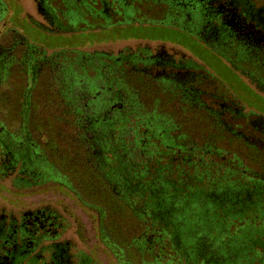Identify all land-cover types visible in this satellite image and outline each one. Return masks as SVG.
<instances>
[{"label":"flooded vegetation","instance_id":"obj_1","mask_svg":"<svg viewBox=\"0 0 264 264\" xmlns=\"http://www.w3.org/2000/svg\"><path fill=\"white\" fill-rule=\"evenodd\" d=\"M136 28L149 37L114 38L108 49L93 39L99 32ZM60 35L69 36V45L54 50L52 39ZM209 55L232 79L211 65ZM55 61L91 69L88 81L67 74L63 88H93L80 111L56 115L59 123L37 111L36 95L30 112L18 102L21 88L52 82L43 79ZM0 63L12 73L0 85L16 90L13 97L0 93V264H159L150 255L135 257L132 231L118 224L82 170L70 171L60 139L87 136L93 153L113 149L102 141L114 131L107 121L118 108L102 97L107 87L141 89L147 109L158 102L160 121L149 122L146 131L158 135L153 142L163 164L166 138L179 137L186 114L204 121V133L238 149L247 180L264 185V107L237 85L264 98V0H0ZM188 131L202 130L192 125ZM173 148L175 164L179 147ZM195 247L179 254L178 264H198Z\"/></svg>","mask_w":264,"mask_h":264},{"label":"trees","instance_id":"obj_2","mask_svg":"<svg viewBox=\"0 0 264 264\" xmlns=\"http://www.w3.org/2000/svg\"><path fill=\"white\" fill-rule=\"evenodd\" d=\"M53 68V72L45 74L48 79H43L52 82L44 85L39 84L37 87L21 88V99L18 102L22 105L23 113L30 112L31 99L36 95L39 99V103L36 102L35 104L37 111L53 115L55 118L53 122L59 123L61 120L57 119L56 115H61L67 111L72 113L75 108L80 111L81 105L91 95L89 92L93 88L90 87L88 93L85 92L87 89L84 87L81 89L70 87L67 90L61 86V82L64 81L67 74L69 75L68 79L73 81H88L90 79L77 72L74 67L70 69L65 67L62 62L55 61ZM5 75L8 76L9 74L0 73V80L4 79ZM35 81L38 82L37 77ZM14 91L8 93L12 96ZM83 91V94H78ZM101 95L107 97L106 100L111 99V101L116 102L118 106L114 113L116 117L107 121L112 123L114 131L112 134L102 137V141L106 145H111L113 149H97L93 153L92 146L88 142L89 137L63 136L60 139L63 140L62 145L65 146L63 149L68 155L69 169L72 171L75 169L74 167L79 168L82 170V175L89 181L88 183L92 186H98L103 195V201L118 217V224L125 230L132 231L133 247L137 259H143V257L146 258L147 255H150L159 264H166V261L178 264L180 261L179 254L184 253L191 245L184 243V239L177 229L176 216L174 217L172 214L173 209L176 208L181 198L190 197L192 189L198 186L197 182L204 180V177H209L210 163L204 162L206 155L225 161L228 166L225 168L226 171L233 172L232 169H238L244 174L245 168L238 149H234L230 144L228 146L223 145L215 135L204 133L206 128L200 124L204 121H191L186 114H182L179 137L171 136L170 140L166 138V145L169 146L170 144L169 149L166 150V155L169 158L168 162L163 164L160 147L151 141V139L157 141L158 135L151 134L152 136H148L146 131V125L149 122L151 125H157V122L160 121V117L157 116L160 113L158 102L153 101L149 105L150 110L147 109L141 89H131L129 92L124 87L119 89L107 87L103 89ZM11 101L15 102L16 100L11 98ZM103 104L101 105L104 107ZM10 107L12 106L10 105ZM147 111L151 117L145 116ZM192 125L197 126L198 130L202 131L195 133V135L191 134L188 130ZM156 127L151 126L152 129ZM175 141L178 144H175ZM99 145L100 142H97L96 146ZM174 145L179 147L177 148L178 163L175 165L172 163ZM186 150L192 152L201 163L198 165L196 160L185 152ZM192 164H194V175L190 176L188 168H191ZM173 173L176 177L171 176ZM222 178L224 179L225 176ZM252 182H255L256 193L264 192L260 183L254 179ZM177 183L182 187H178ZM222 187L224 190L220 191ZM217 191L219 195L210 198V201L216 204L220 213L229 217V222L233 218L243 219L246 216L243 213H247V210L252 208V202L250 204L247 201V195L244 196L241 190H237L233 195L229 192L231 190L220 182ZM245 200L247 202H244ZM255 203H259V206L262 205L260 200ZM221 220L224 222L225 217H221ZM229 222L224 223L228 224ZM223 232L221 242L227 245L232 236L224 229ZM198 240L199 243L192 245L196 246V262L198 264L202 263V255L206 259L202 264H226L224 257H222L224 260L221 261L219 253L209 237H201ZM167 245H170L171 252H166ZM254 255H258L260 261H263L262 256L264 255L262 253L255 252ZM175 258H177L176 261Z\"/></svg>","mask_w":264,"mask_h":264},{"label":"rangeland","instance_id":"obj_3","mask_svg":"<svg viewBox=\"0 0 264 264\" xmlns=\"http://www.w3.org/2000/svg\"><path fill=\"white\" fill-rule=\"evenodd\" d=\"M147 34L148 33H145L139 28L114 29L111 32H99L93 35V39L100 41L104 49H108V42L114 38L123 36L147 38L149 37ZM164 35L165 37H170L168 34L157 36L163 37ZM140 40L142 39L139 38V41ZM179 40L183 44L192 47V43L190 42L189 38L180 35ZM52 42L53 46L61 48L65 45L68 46L70 39L69 36L60 35L57 38L52 39ZM209 56L212 66L218 68L219 70H223V73L225 71V74L227 75L230 74L229 71L226 70V67L219 63L214 56ZM74 69L86 77L92 74L89 67L79 68L77 66H74ZM5 70L6 72L8 71L9 77L12 73L9 72L8 68H5ZM5 70L3 69V65L0 63V73L3 74ZM229 77L232 79L233 76L230 74ZM11 79L12 78H10L9 80ZM237 85L238 87H242L241 89L242 92H244L243 94H245V96H253V99L256 100L259 105L264 107V98H262L260 94H257L255 92L253 93L252 90L248 91V89L244 88V86L240 84ZM9 88L10 87L8 84H1L0 93L2 91H5L6 93L14 91L13 89ZM2 113L5 112H3V109L0 105V123L1 121H3ZM151 140L153 142V139ZM224 143L226 146H228L226 142ZM230 145L233 147L232 144ZM185 152L190 155L191 158L196 160L195 162L198 165L199 163H201L197 160V158H195L192 152H190L189 150H186ZM227 156V158H229V155ZM177 162L178 161L174 163L176 164ZM204 162L210 163L209 177H204V180H202L201 182H197L198 186L192 189L190 197L187 199L181 198L178 201L176 208L173 209L174 211L172 213L174 217L176 216L177 229L180 231L181 237L184 239V243H187V245H195L196 243H199L198 238L209 237L213 241L215 249L219 253L221 261L225 258L226 264H264V256H262L263 261H260L261 259H259L258 255H254L255 252H257L258 254L262 253L264 255V192L256 197L254 183L252 184L251 182L250 184V182L247 180L249 171L245 174L239 172L238 169H232L233 172H228L225 170V168L228 167L225 161H221V159L210 155H206V157L204 158ZM193 166L194 164H192L191 168H188V174H190V176L194 175ZM171 176L176 177L175 173H173ZM222 176H225V178L223 179ZM220 182H222L224 186H227V188L231 190L229 192L233 195L237 190H241L244 196L247 195V201L250 204L252 202V207L255 206V202L257 200H260L262 202V205L259 206V208L257 206L258 211L252 210L251 212L248 211L247 213H243L246 215L243 219L238 220L237 218H233L232 221L229 222V217L224 216L222 213H220V210L217 209L216 204L213 201H210L214 196L216 197L217 195H219L217 189ZM229 185H231V188L229 187ZM177 186L182 187L181 185H179V183H177ZM260 187L264 189L263 184H261ZM223 190L224 188L222 187L220 191ZM247 201L245 200L244 202ZM259 210L261 211L260 213ZM220 216L222 218L225 217L224 222L229 223L225 224L221 220ZM241 226H243L242 229ZM223 229L227 231L230 236H232L231 241L227 245H224L221 242V235L224 233ZM165 250L166 252H171L170 245H167V248ZM176 259L177 258H175V261ZM166 264H172V262L166 261Z\"/></svg>","mask_w":264,"mask_h":264},{"label":"water","instance_id":"obj_4","mask_svg":"<svg viewBox=\"0 0 264 264\" xmlns=\"http://www.w3.org/2000/svg\"><path fill=\"white\" fill-rule=\"evenodd\" d=\"M56 49H60V47H57V48H55L54 50H56Z\"/></svg>","mask_w":264,"mask_h":264}]
</instances>
